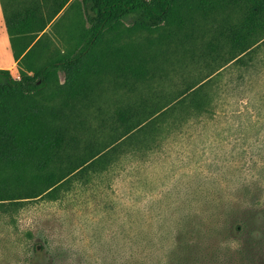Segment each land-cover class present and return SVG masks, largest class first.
<instances>
[{"label": "rangeland", "instance_id": "rangeland-1", "mask_svg": "<svg viewBox=\"0 0 264 264\" xmlns=\"http://www.w3.org/2000/svg\"><path fill=\"white\" fill-rule=\"evenodd\" d=\"M67 1L56 8L45 0V7L57 12ZM200 1L178 0L182 30L173 19L153 33H130L123 26L119 45L148 46L144 54L154 78L120 88L111 77L103 78L90 108L70 120V132L80 143L76 157L88 143L113 142L120 129L112 117L123 106L164 104L203 84L204 107L157 121L156 132L133 146L115 142L105 168L73 178L55 200L5 205L0 264H114L115 259L123 264V249L137 260L159 262L178 236L191 244L222 235L224 247L241 249L244 231L227 239L225 225L236 220L243 227L248 220L264 226V40L240 63L225 65L229 56L221 57L227 49L210 50L213 28L236 24L243 11L204 19L196 12ZM79 4L68 3L64 15L44 13L47 20L52 17L46 31L54 60L75 53L88 32ZM0 67L18 78L1 8ZM58 81L64 83L63 74Z\"/></svg>", "mask_w": 264, "mask_h": 264}, {"label": "trees", "instance_id": "trees-1", "mask_svg": "<svg viewBox=\"0 0 264 264\" xmlns=\"http://www.w3.org/2000/svg\"><path fill=\"white\" fill-rule=\"evenodd\" d=\"M80 3L88 32L75 53L54 60L41 0H0L10 50L19 66L18 78L9 70L0 69L3 212L9 209L5 206L9 204L13 207L36 198L55 200L73 178L89 169L105 168L111 161L109 147L115 142L123 139V148L133 146L156 132L157 121L174 112H185L191 106L197 110L204 107L200 96L203 84L188 87L164 104L123 106L112 117L120 129L113 142L100 147L88 143L76 157L80 143L70 132L73 128L70 120L90 108L103 78L111 77L119 88L129 81L133 87L154 78L153 73L148 75L150 63L144 54L148 46L119 45L123 26L130 33H153L171 19L177 20L176 27L182 30L185 20L176 13L180 11L178 0H80ZM234 9L243 11L242 18L236 24L222 22L214 27L210 46L211 52L218 47L227 49L221 57L229 56L225 65L240 63L253 46L264 40V0H201L196 7L204 19ZM190 25L195 27L194 32L198 30L195 24ZM59 74L64 76L63 84H59ZM247 221L239 227L233 220L224 228L227 239H235L244 231L241 249L224 247L222 235L212 241L208 238V243H200L196 238L191 244L183 243L178 236L162 261L150 262L148 257L137 260L130 249H123V264H264V249H258L264 244V226ZM138 242L137 236L133 244Z\"/></svg>", "mask_w": 264, "mask_h": 264}, {"label": "crops", "instance_id": "crops-1", "mask_svg": "<svg viewBox=\"0 0 264 264\" xmlns=\"http://www.w3.org/2000/svg\"><path fill=\"white\" fill-rule=\"evenodd\" d=\"M47 1H48L51 5H53L54 7H56V6H61V3H62L64 0H47ZM75 2H76V3H75ZM79 2H80V0H68V1L66 2V4L63 5V7H62L61 10L55 12L54 9L48 11V9L45 7V0H41L42 8H43V10H44L43 12H44L45 14H47V12L53 13V16H55V14H58V13H59V14L62 13V14L64 15L65 10H63V9L66 7V5H67L68 3H70V4H76V5H78V6L80 7ZM56 8H57V7H56ZM62 11H63V12H62ZM77 12H79V11H77ZM53 16H52V17H53ZM52 17L50 18V20H52ZM46 20H47V19H46ZM50 20H47V22L50 21ZM0 69H1V70H7L8 68H2V67H0Z\"/></svg>", "mask_w": 264, "mask_h": 264}]
</instances>
